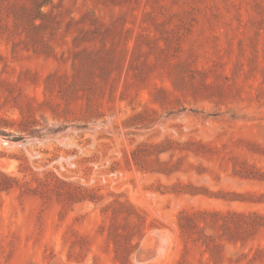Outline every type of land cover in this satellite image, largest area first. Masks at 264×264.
Returning <instances> with one entry per match:
<instances>
[{
  "label": "rangeland",
  "instance_id": "374dc122",
  "mask_svg": "<svg viewBox=\"0 0 264 264\" xmlns=\"http://www.w3.org/2000/svg\"><path fill=\"white\" fill-rule=\"evenodd\" d=\"M0 138V264H264V0H0Z\"/></svg>",
  "mask_w": 264,
  "mask_h": 264
},
{
  "label": "bare ground",
  "instance_id": "6f19581e",
  "mask_svg": "<svg viewBox=\"0 0 264 264\" xmlns=\"http://www.w3.org/2000/svg\"><path fill=\"white\" fill-rule=\"evenodd\" d=\"M160 235V233H159ZM158 236V235H157ZM162 236V235H161ZM163 237V236H162ZM158 238V237H157ZM161 238V237H160ZM153 242H151V241ZM166 240L163 238L161 240L154 241L153 236L150 238L148 237L145 241L144 244H142V252L143 254L141 256H145V259L151 258L155 259L156 257L159 258V256L163 253L164 248H165ZM140 254V253H139ZM143 259V258H142ZM144 260V259H143Z\"/></svg>",
  "mask_w": 264,
  "mask_h": 264
},
{
  "label": "water",
  "instance_id": "95a60500",
  "mask_svg": "<svg viewBox=\"0 0 264 264\" xmlns=\"http://www.w3.org/2000/svg\"><path fill=\"white\" fill-rule=\"evenodd\" d=\"M0 142L4 143V144H7V145L8 144L10 145L12 143L11 141L8 140V138H6V139L0 138Z\"/></svg>",
  "mask_w": 264,
  "mask_h": 264
},
{
  "label": "trees",
  "instance_id": "16d2710c",
  "mask_svg": "<svg viewBox=\"0 0 264 264\" xmlns=\"http://www.w3.org/2000/svg\"><path fill=\"white\" fill-rule=\"evenodd\" d=\"M43 4H45V1L43 3H41V4H39V6H43Z\"/></svg>",
  "mask_w": 264,
  "mask_h": 264
}]
</instances>
